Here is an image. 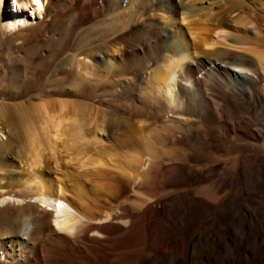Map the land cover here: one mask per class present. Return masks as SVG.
<instances>
[{
    "label": "bare ground",
    "instance_id": "6f19581e",
    "mask_svg": "<svg viewBox=\"0 0 264 264\" xmlns=\"http://www.w3.org/2000/svg\"><path fill=\"white\" fill-rule=\"evenodd\" d=\"M4 2L0 1L1 43L8 42L12 49L18 50L17 43L21 40L35 42L43 35L36 53L44 57V63L65 54L62 45L72 46L59 67L62 76L54 74V77L47 79L44 89L39 88L44 95V98L40 96L41 99L53 96V100L47 99L29 106L18 105L17 102V105L13 104L16 101L15 90L19 84L25 83V72L32 63L33 55L29 53L13 59L10 85L14 91L0 92V134L6 135V139L2 140L1 137L0 141V175H4L0 181L8 179L9 189L17 185V188L4 192L22 202L18 207L8 204L0 206V251L7 260L6 264H156L152 235L144 254L145 261L142 262L137 236L130 245H125L121 243L125 233L117 227L118 231L107 227V222H116L121 218L123 209L120 215L113 211L111 213L114 214H108V209L102 211L101 206V211H94L90 209L92 206H88L92 200L85 203V195L82 194L87 188H84L85 184L89 183V192L98 196L105 190L104 184L110 180L108 177L118 170L117 166H112L110 162L107 164L100 156L94 157L91 150L108 141L103 137L104 133L107 132L110 139L130 122L116 115L123 111L141 117L146 113L152 115L153 109L157 113L155 115L160 117V121L155 118L158 122L154 119L155 123L162 126L158 130L149 129L144 137L142 133L139 135L142 140L145 139L146 159L140 163L142 173L138 185L152 189L150 179L154 174H160L159 183L165 186L169 179H176L177 172L180 173V170H176L183 159L181 155H186V150H167L166 147L173 140H180V136L192 139L202 136L205 127L210 126L216 130L222 129L243 147L244 153L251 155L255 161L254 172L259 171L262 178L253 179L254 192H250L251 196L246 199L264 203V122L260 128L254 129L247 121H240L238 114L243 106L236 103L241 95H248L252 101L264 100V73H260L258 79L251 74H257L260 70L264 72V37L259 32L260 27L264 31V0H40L39 5L35 0H9L14 16L5 11ZM15 14L27 17L19 18ZM168 36L171 37L169 41L166 40ZM219 38L230 40L233 44L229 46ZM33 48L27 51L33 52ZM4 55H1L2 58ZM61 59L64 60V57ZM89 88H95L94 97ZM70 97H76L77 101L78 98L91 100L93 97L94 103L97 99L98 105L106 103L111 110L108 108L110 111L103 112L91 105L66 99ZM112 108L122 112L115 114ZM132 126L133 129L135 126ZM126 127L128 129L129 124ZM139 130L137 134L141 132ZM157 138H161L162 149L159 151L162 156L154 152L155 144L151 146L149 141ZM192 139L189 140L193 144ZM165 157L171 166L161 173V161ZM72 161H76L75 165L77 169H82L81 173L69 175V178L58 177V172H62ZM20 171L24 175L17 178ZM236 172V169L223 172L222 183L229 178H236L238 184L244 181L243 174L239 177ZM114 178L117 179V176ZM200 187L206 189L199 194L200 203L210 201L221 204L227 198L242 199L239 194L218 195L219 190L213 187V183L210 186L201 184ZM36 202L39 204H33ZM262 205L259 203L257 209H253L254 215L251 214L257 228L251 231L246 242H236L240 252L239 264H264ZM46 215L54 219V225L51 220L45 221ZM26 217L32 220L31 229L28 221L22 220ZM247 217L249 220L250 216ZM259 224L263 225V229ZM22 231H25L29 242L20 236ZM67 234L72 238H66ZM210 236H213V232ZM209 238L206 239L207 243L210 242ZM172 256H176L175 252ZM124 257H129L128 261ZM175 260L177 264L192 263L189 259L178 260L175 257Z\"/></svg>",
    "mask_w": 264,
    "mask_h": 264
},
{
    "label": "rangeland",
    "instance_id": "374dc122",
    "mask_svg": "<svg viewBox=\"0 0 264 264\" xmlns=\"http://www.w3.org/2000/svg\"><path fill=\"white\" fill-rule=\"evenodd\" d=\"M9 3H10L9 0H5L4 9H5V11H7L8 14L12 15L13 13L10 11L11 9H10ZM13 16H14V14H13ZM15 16H17L19 18L27 17V16H24L22 14H15ZM48 20L50 21V19H48ZM259 32H260V35H262L264 37L263 27L259 28ZM22 34H25V32ZM38 38H37V40H35V42L34 41H28L27 42V41L21 40L20 42L17 43L18 50L15 47L14 48L16 50L12 49L10 47V45H8V42H2V43L0 42V64H1L0 70L2 72V73L0 72V92L12 93L14 91L13 87L10 85V77H11V69L10 68L13 66V59H16L17 57L18 58L23 57V55L25 53H29L30 55H33V59L31 61L32 63H31V65L28 66L27 71L25 72V77H26L25 83L23 82V84H19V87L17 88V90H15L16 91L15 92V94H16L15 100L16 101H14L13 104H16L15 102H17L18 105L22 104L24 106H27V105L29 106V105H33L34 103L35 104L43 103L45 99L43 100L41 98L42 97L44 98V95H42V93L39 92L40 91L39 88L43 87L42 89H44V86L47 82V79L50 77H54L55 76L54 74L58 73V74H56V76H59V75L62 76L61 68H59V67L62 66V63L65 61L66 55L71 51L72 46L68 45V44L62 45L63 46L62 48H64L63 50L66 53L61 55V56H56L54 58V60L53 59L49 60L50 62L44 63L42 61V58H44V57H41L40 54L36 53L37 51H39L37 48H39V46L41 45V42H42L40 40H43L44 37H43V35H40ZM170 38L171 37L168 36L166 40L169 41ZM220 41H222L223 43H225L229 46L233 44L230 40L225 41L223 39H220ZM30 42H32V43H30ZM18 45H19V47H18ZM32 46H34L35 48L37 47L36 49L33 48L35 50V54L33 53L34 52L33 49H32L33 52L32 51L28 52L29 51L28 49H30ZM66 46H67V49H66ZM69 48H70V50H69ZM234 50L237 51V49H234ZM19 52H20V54H19ZM1 55H4L5 57L2 58ZM60 57L61 58L64 57V60L61 59ZM59 61L61 63H59ZM50 65H51V67H50ZM56 71H58V72H56ZM260 73H264V72L260 70L257 74H254V73H251V74H252V76H254L255 79H258ZM129 76H131V75H129ZM129 76H128V78H129ZM199 77H201V76L199 75ZM38 82H39V85H38ZM26 85H27V88H29V90L25 87ZM32 88H34V89H32ZM92 89H94V90H92ZM92 89L89 88L91 94H93L92 96L94 97L96 90H95V88H92ZM93 91H95V92H93ZM20 92L21 93L23 92V93L21 94ZM34 93H36V94L38 93L37 96L39 98L41 96V98L39 99L36 96V94H34ZM50 97L51 98L47 97V99L53 100V98H52L53 96H50ZM54 97H57V96H54ZM93 97H91V100L85 99V98H83V99L78 98V101H77L76 97L75 98L70 97V98H74V99H70V98L69 99L66 98V99L70 100V101L73 100V102H77V103L80 102L83 104H87L89 106L91 105V107L93 106L94 109H96V108L98 110L101 109L100 111H103V112H107V111L111 110L110 107H107L108 105L106 103H104V105H103V103H100L99 104L100 106H99L97 104V103H99V101H97V99H96V103H94L95 98H93ZM217 97L224 100V98L220 95H218ZM45 98H46V96H45ZM57 99L58 98H54V100H57ZM79 99L80 100L82 99V100L80 101ZM92 99H93V101H92ZM85 100H87V101H85ZM31 101H33V102H31ZM90 102H92V104ZM236 103L239 104L240 107L243 106L241 108L242 110L238 114V116L240 115L239 120L240 119H241L240 121L243 120L242 122L247 121V123L249 125L253 126L252 128H254V129L260 128L261 124L264 122V100L263 99H255L252 101L248 95H241V97L236 100ZM95 104H97V105L95 106ZM103 106H106L105 107L106 109H104ZM112 110L116 111V112H113L115 114L117 112H122L120 110L119 111L114 110L113 108H112ZM151 113H152V115L149 113H146L145 115L143 114V116H141V117H134V116H132L131 113H129L127 111H123L122 114H120V115H119V113L116 114L121 119H123L127 122L130 121L128 123L130 126L129 128H131L132 125H134L135 127L132 126V127H134L133 129L131 128L132 130H130L129 128L127 129V127H126L128 125L127 124L126 126H124V129H121L124 132L123 131L121 132V130H119L117 132V136L116 135L113 136L114 138L110 137V139L108 138L107 132L104 133L103 137H105V139H108V141L106 140L105 142H103L102 144H100L98 146H95V148H93L91 150V153H93L94 157L100 156L104 161L107 162V164L111 163L112 166L113 165L117 166L118 170H114V174H113L114 176L112 175V176H109L110 178L108 177V179H110V180H107V182L104 184L105 190L103 192L97 194L98 196H96V197H95L96 194L94 192H91V191L89 192V190H88L90 184L89 183L85 184L84 188H86V187L87 188L84 189V191L82 193L83 196L85 195V197H84L85 203L92 200L88 203V206H89V208L92 206L90 209H92L94 211H98L100 208H102V211H104L107 208L108 210H106V211L108 214H110L111 211H113L114 213H117L118 215H120L123 212L120 215L121 218L118 220H115L116 222H114V221H111L112 223L107 222V227L110 230H117L118 231V229H119L120 232L125 233L122 240H121V243L125 244V245H130L132 240L137 236L136 237L138 239L137 243L140 244L141 254L143 255L141 258L142 262L145 261L144 254L147 251L146 249H147L149 238L151 237L150 235H152V239H153L152 242H153V244L155 243L154 247H155L156 264H177L175 257L178 260H181V259H187L188 260L189 259L188 261L190 263L192 261L191 264H196V263L197 264H239L240 263V252H239V245H237V243L243 242V241L246 242L249 239V237H250L249 235H250L251 231H253L257 228L256 225L254 224V222L252 221L251 216L254 215V210L257 209L256 207L259 205V203L261 205L263 204L262 206H264V203L261 201H254L251 199H246V198L251 196L250 192H254V188H252V187H254V186H252V185H254V183L252 184V182H254L253 179L255 178L258 180V179L262 178L261 176H259L260 175L259 171H256V173L254 172L253 167H254L255 161L252 160L253 158L251 157L250 154H247V152L244 153L243 147L240 146V144H238L234 140H232L233 138L228 137L227 134L222 129L217 128V130H216V128L206 126L205 130H207V131L205 132V130H204V132L206 134H204V132H203L202 136L199 135V137H195V139L194 138L192 139L191 137L188 138L187 136H185V138H186L185 139V138H182L180 136V140H184V141H180L178 139L179 141L178 140L177 141L173 140L174 142L172 141V143H174V144H172L170 142L169 146L166 147V149L170 150L172 148L173 150H177V151L180 149L186 150V155L185 154L183 156L181 155V157H183V159H186L188 163L186 162V160L183 162V159H182L183 163L181 162L182 164L180 163L179 168H177V170H176V171L180 170V173H179V171L177 172L178 173L177 174L178 179L177 178L172 179V180L169 179L168 182L166 181L165 183H166L167 187L165 186V184L163 185V183H162V185H161V183H159L160 179L158 177L160 176V174L159 175H155V174L152 175L154 177L157 176L156 178L152 177L150 179V185L153 184L151 186H153V188H155V189L149 188V190H148V187L145 188L144 186L138 185L140 183L139 179L141 178L139 176L142 173V170L140 168V163L142 160L144 162V160L146 159L145 146H143L144 145L143 141L145 139L143 138V140H142V138H140L139 135L142 133L143 135L142 134L141 135H142V137H144L145 132L147 131L146 132V134H147L149 129L154 128V129L158 130L162 127L159 125L160 123H157L158 121H160L159 120L160 117L158 115H155L156 112H154L153 109L151 110ZM123 114H125L124 118H123ZM130 114H131V116H130ZM128 115H129V117H128ZM128 118H129V120H128ZM155 118L158 119V121ZM154 119H155V121H157L156 123H155ZM151 122L154 123L155 125H152ZM147 124H149V126ZM143 126H145L146 128ZM147 127H148V129H147ZM141 129L142 130L147 129V130L142 131ZM127 130L128 131L130 130V131L128 132ZM137 130H139L141 132H139L137 134ZM128 133H130V134H128ZM1 134H0V141H1V137H2V140L6 139V135H4L3 133H1ZM117 138H119V139H117ZM161 138L154 139L156 141H154V140L153 141L149 140V141H150L151 146H153L155 144L153 146L154 152H156L158 155L162 156L161 150L159 151V149H162V147H161L162 145H160V143H161L160 139ZM189 139L190 140L192 139V142H195V143L192 144ZM196 139H198L199 144H198V142H196L197 141ZM228 140L233 141V142H231L232 144ZM158 141H160V142L158 143ZM155 142H157V143H155ZM175 144H177V145H175ZM199 145H201L203 148L201 146L199 147ZM207 145H208V147H207ZM195 147L197 150L195 149ZM107 148L110 150H106ZM202 149H204V150H202ZM123 150H124V152H123ZM198 150H201V151H198ZM106 151H108V152H106ZM142 157H144V158H142ZM246 158H248V159H246ZM133 160L135 161L136 164L134 163ZM161 160H163V159H161ZM232 161H233V163H232ZM72 162H73V164H72ZM72 162L70 164H68V166H66L67 168H65L62 172H58L59 174H57V176L58 177L64 176L66 178H69V175L74 176V175H78L79 173H81L82 169H77V166L75 165L76 161H72ZM132 162L134 165H132ZM161 162L163 165L160 166L161 167L160 171H161V173H165L167 171L168 167L171 166V164L169 163L170 161L167 160V158L165 157V159ZM215 162H216V164H215ZM51 167H52V165H51ZM181 167L184 170L181 169ZM228 168H229V170L236 169V171H237L236 174H238L239 177H241V175L243 174V178H244L245 182L242 181L241 182L242 184L241 183L238 184L235 181L236 178H229V179H227L226 182L222 183L221 174L223 172H225L226 170L229 171ZM237 168H240V169H237ZM250 168H251V170H250ZM68 169H70V171H67ZM71 169H73V170H71ZM252 169H253V171H252ZM53 171H55V170H53ZM111 171H113V169H111ZM194 171H197V172L194 173ZM64 172H65V174H64ZM181 172H182V174H181ZM22 173H23V171L18 172L16 177L17 176L22 177L24 175ZM117 173L120 175H116L117 179H115L114 177H116L115 174H117ZM196 173L199 174L198 175L199 178H197ZM53 175L55 176L56 174H53ZM254 175H255V177H253ZM3 176L4 175H0V180L2 179ZM212 176H214V177L216 176V177L212 178ZM209 177H210V179H209ZM111 178L113 179L112 181H111ZM232 181H234V182H232ZM8 182H9L8 179L0 181V201L3 202V203H0V206L8 204L11 207H18L19 205L22 204V202L19 203V200L17 201L16 197L12 198L8 195H5L7 193L5 190H12V189L17 188V185H12L11 189H9L8 185H7V184H9ZM200 182L202 185H205V186L206 185L210 186V184L213 183V187H217L219 190L218 195H220V194L226 195L228 193L227 195L232 196L235 194H239L240 196H242V199H235L234 200V199L227 198L228 199V200H226L227 203L225 201V202H221V204H220V202L218 204L217 203L215 204V203L210 202V201H205L203 203L202 202L200 203L199 199H201V198H200L199 194H200V192H202V189L206 190V189L200 187V185H201ZM155 183L159 184V185H157V187L160 186L159 187L160 189L155 187L156 186ZM138 186H140V188ZM136 187H138V188H136ZM211 187H212V185H211ZM225 188H227V189H225ZM136 189H137V191H136ZM150 190H152V191L156 190V191H153L154 192L153 193ZM208 190H210V189H208ZM157 192H159V193H157ZM239 192H241V193H239ZM91 194H92V196H91ZM103 194H104V197H102ZM149 196H151L152 198L150 197V200L147 203ZM86 198H89V199H86ZM103 199L105 201L104 204H103V202H104ZM153 199H154V201H152ZM95 200H96V203H95ZM247 200H249V201H247ZM240 201H242L241 202L242 204L240 203ZM250 201H251V203H250ZM99 203H101V204L99 205ZM205 203H206V205H205ZM224 203H226V204H224ZM33 204L38 205L39 203L36 202ZM97 205H98V208H95V207H97ZM151 205L154 206L153 207L154 209L150 207ZM241 205H243V206H241ZM250 205L252 206L251 208H249ZM226 207H227V209H226ZM242 207H243V209H242ZM93 208H95L97 210H95ZM222 208H223V210H222L223 212L220 210ZM245 208H247V209H245ZM121 209H123L122 212L120 211ZM38 210L39 209H37V211ZM217 210L219 212L220 211L221 212L219 213V212H217ZM224 210H226V211L224 212ZM99 211H101V210H99ZM113 212L111 214H114ZM250 212H252V213H250ZM240 214L241 215L243 214V215L241 216ZM247 216H250L249 220H248ZM45 219H44L45 221L51 220L52 224L54 225V219L50 218L47 215L45 216ZM195 219H197V220H195ZM22 220L23 221L27 220L28 225H30V229H31V227H32V224H30L32 221L31 218L28 217V219H27V217H26V218H23ZM193 221L195 223V226L192 227ZM113 225H116V226H113ZM259 226H260V228L263 227V225H261V224H259ZM194 231H196V233L193 236ZM211 232H213V236H210ZM67 235H68V237H66V238L69 239V236L72 238L71 235H69V234H67ZM20 236H24L25 240H27L26 239L27 236L25 235V231H22ZM208 237H210L209 238L210 242L207 243L206 239ZM211 239L212 240L214 239V240L212 241ZM27 241L29 242V240H27ZM263 245H264V242H263ZM173 252H175V255H176L175 257L172 256ZM182 256H184L185 258ZM235 256H236V258H235ZM171 257H173V259ZM128 259H129V257H124V260L128 261ZM6 263H7V260H6L5 256L3 255V252L0 251V264H6Z\"/></svg>",
    "mask_w": 264,
    "mask_h": 264
},
{
    "label": "snow or ice",
    "instance_id": "6c2138e0",
    "mask_svg": "<svg viewBox=\"0 0 264 264\" xmlns=\"http://www.w3.org/2000/svg\"><path fill=\"white\" fill-rule=\"evenodd\" d=\"M35 2L39 5V3H40V0H35Z\"/></svg>",
    "mask_w": 264,
    "mask_h": 264
}]
</instances>
